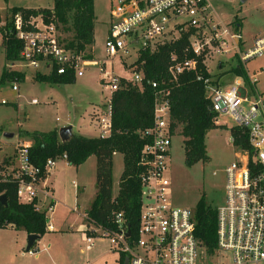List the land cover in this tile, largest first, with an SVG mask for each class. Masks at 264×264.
I'll list each match as a JSON object with an SVG mask.
<instances>
[{"label":"built area","instance_id":"2783aa9c","mask_svg":"<svg viewBox=\"0 0 264 264\" xmlns=\"http://www.w3.org/2000/svg\"><path fill=\"white\" fill-rule=\"evenodd\" d=\"M109 2L110 24L104 43L105 57L109 60L98 62L99 81L107 93L104 109L97 118L100 139L111 134V96L120 89L121 81L141 89L144 78L142 72L134 68L129 78L113 74L110 67L115 58L123 59L124 55L135 53L137 60L140 51H153L187 32H190L191 54L201 59V65L210 76L205 58L238 56L245 62L264 52L262 38L256 39L253 47L244 52L241 34L217 19L209 0ZM12 34L22 48L18 60L6 66L9 71L23 67L33 69L35 75L47 77L71 74L76 80L83 76V67L89 61L83 55L64 49L58 41L55 26L45 23L41 16L23 22L20 15H16ZM171 61L167 69L169 83H176L182 74L194 72L197 66L195 60L176 62L172 57ZM259 74L264 75V68ZM259 74L247 75L248 85L236 78L235 86L225 90L216 88L212 79L196 76V80L205 85L211 110L216 115L215 124L218 125L222 116L234 123L231 128L235 129V134L229 133V143L236 156L224 170V201L215 209V253L229 254L232 264H264V93L253 90ZM148 85L154 96L153 122L149 129L140 133L148 143L138 158L140 210L137 232L132 235L122 214L118 213L111 231L87 229L86 225L85 250L93 248V241L100 232V237L109 243V251L118 257L124 256L127 264H198L206 253L194 237L192 209L173 204L167 174L171 140L175 136L170 128V89L157 81H150ZM11 90L18 92L16 83L11 84ZM30 104L34 105L36 101L32 100ZM0 105L6 103L1 101ZM30 147L29 140H18L14 144V164L8 167L0 163V181L17 184L19 203H33L37 212L52 215L54 199L44 182L57 163H67V158L62 155L47 159L43 168L46 178L41 180L40 171L30 163ZM72 188L77 190L78 186L72 183ZM83 219L85 221V215ZM48 220L47 230L51 225Z\"/></svg>","mask_w":264,"mask_h":264},{"label":"trees","instance_id":"16d2710c","mask_svg":"<svg viewBox=\"0 0 264 264\" xmlns=\"http://www.w3.org/2000/svg\"><path fill=\"white\" fill-rule=\"evenodd\" d=\"M10 13L11 16L19 14L23 22L31 17L41 16L45 23L55 26L58 41L64 49L83 55L88 61L93 60V0H54L52 9H12ZM233 27L239 31L240 23ZM60 32L69 34V38L60 37ZM189 33H182L176 41L165 43L153 51H140L131 66L143 74L141 89L122 80L120 89L112 94V131L108 138L73 135L67 142L61 143L55 129L47 133L33 132L26 136L31 141L28 155L30 163L40 171L41 180L46 178L43 168L47 159L66 155L68 165L77 168L88 158H95V197L85 212L87 226L111 231L114 229V216L121 213L131 234L135 235L137 232L140 210L138 158L143 146L148 143L140 133L149 129L153 122L154 96L148 82L157 81L170 89V128L172 133L182 137L184 165L191 168L207 163L205 137L210 131L224 126L215 124L216 115L210 111L211 103L206 96L205 85L203 81L196 80L197 74L203 79H211V76L201 65V59H196L191 54ZM3 41L5 66L0 85L22 82V73L6 68L8 64L18 60L21 43L13 35L5 36ZM172 57L176 62L195 60V71L182 74L176 83H169L167 69L172 64ZM230 73L234 78L241 79L244 85H248L247 73L240 63ZM33 80L51 85L75 83L71 74L61 77L36 74ZM229 133L234 135L235 129L230 128ZM115 154L122 156L123 170L114 196L112 159ZM16 190V183L0 181V197L5 198V205L0 204V230L13 229L27 236H44L48 232L45 214L37 212L33 203H19ZM192 214L197 243L207 255L214 254L217 250L215 209L205 205L203 198H200ZM34 249L35 244L30 251ZM124 260L125 257L120 255L118 264H124Z\"/></svg>","mask_w":264,"mask_h":264},{"label":"rangeland","instance_id":"374dc122","mask_svg":"<svg viewBox=\"0 0 264 264\" xmlns=\"http://www.w3.org/2000/svg\"><path fill=\"white\" fill-rule=\"evenodd\" d=\"M215 16L219 21L233 27L241 23L239 32L243 39L242 50L246 52L253 47L256 39L264 40V0H209ZM54 0H0V77L5 66L3 38L13 35L14 15L12 9H52ZM94 7V32L91 50L93 60L85 63L84 73L76 78L74 84L51 85L35 82V72L31 68L14 69L21 71L24 79L16 83L18 92L11 90L12 83L0 85V156L9 155L13 158V146L20 139L28 142L26 137L30 133H46L53 129L72 126V133L86 138L98 135L97 118L105 106L107 93L102 87L98 62L109 60L105 57L104 43L107 38L110 24L109 0H93ZM10 25V26H9ZM60 37L69 38V34L59 33ZM136 60V54L123 56V59L112 60L110 71L120 77L129 78ZM207 70L211 74L213 83L223 90L235 86L237 81L230 70L240 63L249 75H257L264 68V52L262 56L255 57L245 62L240 57L227 56L207 59ZM247 74V75H248ZM256 88L264 93V75L257 76ZM248 88V87H247ZM18 98V99H17ZM32 100L36 104L31 105ZM247 105L244 108L247 109ZM218 125L224 126L210 131L205 137L207 163L197 164L191 168L184 165L182 137L175 135L171 140L168 163V177L172 188L173 204L189 209H194L195 204L203 198L205 205L216 209L223 205L224 170L234 160L235 149L229 143V130L234 126L233 121L227 116L218 119ZM4 134H13V138L6 139ZM31 141L29 140V144ZM64 161L57 163L56 172L60 171L53 185L57 201L65 205L59 206L53 215L46 214V220L50 217L49 224L58 231L67 230L66 236H58L61 245L70 247L66 250V262L63 264H118L117 254L109 252V243L98 236L94 239V249L85 250L84 240L74 230L81 224H85L84 215L87 203L95 190L94 176L96 160L91 157L78 171L76 168L62 170ZM72 167V166H71ZM122 170V156L114 155L112 169L113 192L116 191L118 178ZM78 186V207L72 211L74 189L72 183ZM77 204V203H76ZM74 205V204H73ZM71 228L73 231L68 230ZM93 228L92 226H87ZM97 231V229H96ZM57 235V234H53ZM61 235V234H59ZM64 235V234H63ZM55 237V236H54ZM85 238V236H84ZM48 238H43L45 241ZM25 251V249H24ZM31 253H35V249ZM64 259V260H65ZM198 264H232L231 256L226 253H214L204 255V259Z\"/></svg>","mask_w":264,"mask_h":264},{"label":"crops","instance_id":"0c3cea01","mask_svg":"<svg viewBox=\"0 0 264 264\" xmlns=\"http://www.w3.org/2000/svg\"><path fill=\"white\" fill-rule=\"evenodd\" d=\"M246 1L247 0H243V2H246ZM31 10H41V9H31ZM240 27H241V23H240ZM248 76H249V74H248ZM253 90L256 91L257 93H260V94L263 93V92H259L257 90L256 86L253 88ZM72 129H73V127H72ZM72 135H73V133H72ZM97 137H98V135L95 137H91V138H97ZM20 140L23 141V139H20ZM13 152H14V150H13ZM4 155H6V154H4ZM4 155L0 156V163H2L4 166H8V167L13 166V164H14V153H13V158L10 157L9 155L4 157ZM115 155H118V154H115ZM90 158H88L84 164L89 162ZM113 158H114V156H113ZM63 164L64 165H63L62 170H64V171L67 170L68 168H73L70 165H68L67 163H63ZM84 164L77 167L76 171H78L79 168H81ZM112 169H113V159H112ZM122 170H123V164H122ZM122 170H121V173H122ZM59 172L60 171L56 172V167H55V169L47 176V178L44 182V184L50 190V192L52 194V198L54 199V210H53L52 215L55 213L54 211L59 206L65 205L61 201H59V200L57 201L56 194H55V191L53 188L55 180L57 179L58 175L60 174ZM121 173H120V176H121ZM120 176H119V178H120ZM119 178H118V182H119ZM73 183H75V182H73ZM94 186H95V176H94ZM77 190L74 189V200L72 202V207H71L72 211H75L76 208L78 207V204H79L78 201L76 202V200H78ZM117 191H118V185H117L116 191L113 192V184H112V193L114 196L116 195ZM94 197H95V190L91 194V198H90L89 202L87 203V206L85 208V212L88 209V207L90 206ZM68 230L73 231L71 228H69ZM85 230H86V223L79 225L74 230V232L76 234H79L81 236V239H82L81 241L84 240ZM66 231L67 230L58 231L54 228L53 225H50V228H48V232L44 236L40 237L39 240L35 243V253H31V251L29 253H26L24 251V249L26 247V237H27V235L25 233L16 232L13 229L0 230V264H63L64 262H66V259H65V257L67 256L66 250H68L69 252L71 250H70V247L61 245L60 240H58V238H60V237H58V236H66ZM53 234H57V235H53ZM59 234H61V235H59ZM45 237L48 238V239H46V243H45V241H42L43 238H45ZM93 247H94V245H93ZM93 249L94 248H92L90 251H92ZM117 257H118V255H117ZM118 259H119V257H118ZM86 264H88V263H86Z\"/></svg>","mask_w":264,"mask_h":264},{"label":"water","instance_id":"95a60500","mask_svg":"<svg viewBox=\"0 0 264 264\" xmlns=\"http://www.w3.org/2000/svg\"><path fill=\"white\" fill-rule=\"evenodd\" d=\"M210 111H212L210 109ZM58 138L61 143L67 142L73 135H72V127L67 126L59 129L57 131ZM4 138L6 139H11L13 138L12 134H4ZM0 204L5 205V198L4 196L0 197ZM127 236H129V232L127 233ZM40 237L35 236V235H28L26 237V247H25V252L29 253L33 245L39 240ZM124 264H127V260L124 261Z\"/></svg>","mask_w":264,"mask_h":264}]
</instances>
